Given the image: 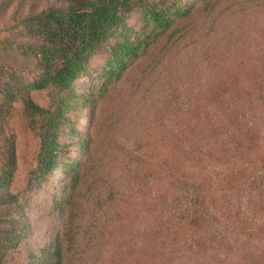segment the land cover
Wrapping results in <instances>:
<instances>
[{
	"label": "rangeland",
	"instance_id": "obj_1",
	"mask_svg": "<svg viewBox=\"0 0 264 264\" xmlns=\"http://www.w3.org/2000/svg\"><path fill=\"white\" fill-rule=\"evenodd\" d=\"M60 3L0 0V7H9L0 10V28L6 26V35L13 41L34 43L22 38L19 24L14 23L30 11ZM180 3L188 8L186 15L175 18L168 30L150 40L114 83L103 84L105 53L89 59L86 73L75 84L82 99L68 111L58 137L57 160L63 164L45 174L39 191L28 186L39 150L38 132L28 124L21 103L8 104L0 98V167L12 139L15 164L8 192L17 195L21 204L19 211L9 215L25 222L5 264L36 263L57 239L64 249L63 264H156L155 246L165 248L173 242L181 250L173 254L172 264H220L215 249L192 246L184 251L180 241L186 232L174 221H167L160 235L154 236L158 213L150 200L152 193L144 195L126 185L128 193L115 194L121 201L108 204L113 181L114 190L121 183L114 180L119 154L131 147L151 159L165 157L181 183L187 179L208 184L215 214V171L222 178L227 171L226 160L215 167V129L228 139L227 123L237 108L247 125L254 123L260 132L257 137L262 135L264 0ZM138 15L131 14L126 22L142 35ZM9 23L14 30L9 31ZM4 63L21 73L32 72L31 61L18 55L6 57ZM55 92L51 87L32 91L30 96L49 108ZM82 142L87 150L79 148ZM76 160L79 171L74 175L72 167L63 165ZM184 209V203L179 204L177 214Z\"/></svg>",
	"mask_w": 264,
	"mask_h": 264
},
{
	"label": "trees",
	"instance_id": "obj_2",
	"mask_svg": "<svg viewBox=\"0 0 264 264\" xmlns=\"http://www.w3.org/2000/svg\"><path fill=\"white\" fill-rule=\"evenodd\" d=\"M60 1L59 5L30 11L17 22L11 21L19 24L22 38L34 43L13 41L6 35V26L0 28V98L8 104L21 103L28 124L39 136L36 165L28 178L30 190L39 191L45 174L63 164L57 160L58 137L68 120V111L76 108L77 100L82 99L76 93L75 84L86 73L89 59L105 53L103 84L114 83L150 40L163 34L175 18L184 17L188 12L180 0ZM8 8V5L1 6L0 10ZM135 12L144 30L142 35L126 22ZM14 26L7 25L9 31L14 30ZM12 55L30 60L32 72L21 73L6 66L5 58ZM51 87L56 91L52 107L43 108L30 96L32 91ZM260 99L264 103V97ZM257 110L254 108L253 112ZM233 112L227 123L228 139L225 134L220 135L219 128L215 129V167L222 160H226L227 166L223 178L215 171V214L210 208L214 198L208 184L187 179L181 183L165 157L159 155L151 159L131 147H124L119 154L114 180L121 183L114 190L113 181L108 204L121 201L115 194L128 193L126 185L137 187L144 195L152 193L150 200L159 214L154 215L155 237L160 235L167 221H174L186 232L180 241L184 251L192 246L211 248L215 249V260L220 264H264V126L262 135L257 137L260 132L254 129V123L250 122L252 127L247 125V119L241 117L237 108H233ZM14 147L11 139L0 167V210H3L0 214V264L6 263V257L25 229L21 217L9 215L12 210L21 209L17 195L8 192L15 164ZM79 148L87 150L83 142ZM66 166L72 167L74 175L79 171L77 160L63 165ZM166 192L169 198L165 197ZM181 203L185 205V212L177 214ZM180 246L174 242L165 248L155 246L154 261L163 264L166 260L165 264H172L173 254L180 252ZM169 252L172 254L168 255ZM63 257L64 249L57 239L53 248L33 264H63Z\"/></svg>",
	"mask_w": 264,
	"mask_h": 264
}]
</instances>
